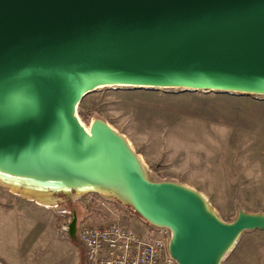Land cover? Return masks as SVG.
I'll use <instances>...</instances> for the list:
<instances>
[{"label": "water", "instance_id": "obj_1", "mask_svg": "<svg viewBox=\"0 0 264 264\" xmlns=\"http://www.w3.org/2000/svg\"><path fill=\"white\" fill-rule=\"evenodd\" d=\"M105 86L264 95V0H0L1 187L49 208L117 201L166 231L176 264H222L264 231V212L224 221L198 190L152 179L104 119L84 126L79 102Z\"/></svg>", "mask_w": 264, "mask_h": 264}, {"label": "rangeland", "instance_id": "obj_2", "mask_svg": "<svg viewBox=\"0 0 264 264\" xmlns=\"http://www.w3.org/2000/svg\"><path fill=\"white\" fill-rule=\"evenodd\" d=\"M77 114L84 126L94 117L104 119L128 140L152 179L198 190L224 221L233 220L236 205L264 212V95L105 86L86 94ZM58 206L51 208L57 218L46 215L50 225L36 242L27 243L24 264H84L77 235L72 239L59 232L60 221L73 212L76 226L118 222L145 236L161 230L95 193L62 198ZM244 235L222 264H253L242 251Z\"/></svg>", "mask_w": 264, "mask_h": 264}, {"label": "built area", "instance_id": "obj_3", "mask_svg": "<svg viewBox=\"0 0 264 264\" xmlns=\"http://www.w3.org/2000/svg\"><path fill=\"white\" fill-rule=\"evenodd\" d=\"M59 224L62 237L69 236L70 220ZM76 235L85 252L84 264H165L173 261L166 251V231L145 236L131 227L112 222L103 225L81 223Z\"/></svg>", "mask_w": 264, "mask_h": 264}, {"label": "crops", "instance_id": "obj_4", "mask_svg": "<svg viewBox=\"0 0 264 264\" xmlns=\"http://www.w3.org/2000/svg\"><path fill=\"white\" fill-rule=\"evenodd\" d=\"M46 215L53 220L57 218L53 209L18 197L0 186V264H24L27 243L36 242L38 235L50 225L45 222ZM242 251L252 257L251 263L264 264V231L245 234Z\"/></svg>", "mask_w": 264, "mask_h": 264}, {"label": "trees", "instance_id": "obj_5", "mask_svg": "<svg viewBox=\"0 0 264 264\" xmlns=\"http://www.w3.org/2000/svg\"><path fill=\"white\" fill-rule=\"evenodd\" d=\"M80 117L82 118V119H85V118H87L88 116H85L84 115V113H80ZM62 198H65V197H62ZM70 214V213H69ZM137 214V213H136ZM71 219V217L69 218V220Z\"/></svg>", "mask_w": 264, "mask_h": 264}]
</instances>
